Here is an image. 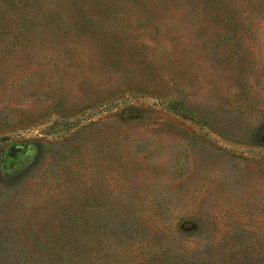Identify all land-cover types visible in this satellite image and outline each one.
<instances>
[{
	"label": "rangeland",
	"instance_id": "374dc122",
	"mask_svg": "<svg viewBox=\"0 0 264 264\" xmlns=\"http://www.w3.org/2000/svg\"><path fill=\"white\" fill-rule=\"evenodd\" d=\"M0 264H264V0H0Z\"/></svg>",
	"mask_w": 264,
	"mask_h": 264
}]
</instances>
